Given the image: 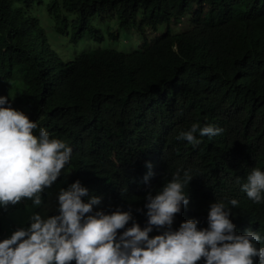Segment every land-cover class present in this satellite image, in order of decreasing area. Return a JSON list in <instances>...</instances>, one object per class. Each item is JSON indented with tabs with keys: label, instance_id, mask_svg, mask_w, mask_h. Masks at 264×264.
Masks as SVG:
<instances>
[{
	"label": "trees",
	"instance_id": "obj_1",
	"mask_svg": "<svg viewBox=\"0 0 264 264\" xmlns=\"http://www.w3.org/2000/svg\"><path fill=\"white\" fill-rule=\"evenodd\" d=\"M131 3L138 24L129 23ZM217 9L214 0H0V95L51 135L87 149L93 162L104 144L132 161L159 162L165 180L177 168L189 169L188 194L213 170L229 172L230 154L236 176L244 177L252 167L264 169V33L261 42L245 47L218 26ZM110 11L122 27L142 30L188 18L187 30H174L172 40L144 39L141 52L106 50L102 38L94 39L99 48L80 52L76 44L84 47L82 38L95 33L97 20ZM53 47L59 51L54 55ZM63 54L69 56L62 60ZM150 78L161 81L140 85ZM193 122L223 131L200 137L195 147L177 141V132ZM92 172L97 179L111 177L104 165L91 166L88 181ZM231 211L242 228L252 226L250 207L238 203ZM254 214L264 215V202Z\"/></svg>",
	"mask_w": 264,
	"mask_h": 264
},
{
	"label": "clouds",
	"instance_id": "obj_2",
	"mask_svg": "<svg viewBox=\"0 0 264 264\" xmlns=\"http://www.w3.org/2000/svg\"><path fill=\"white\" fill-rule=\"evenodd\" d=\"M214 1L218 9L213 18L225 33L237 36L245 47L263 40L264 17L259 21L257 15L264 12V0H247L236 10L230 7L238 0ZM137 12L131 3L129 23L142 22ZM187 19L138 30L122 27L115 11H110L97 20L101 24L95 33L82 38L85 46L75 47L80 52L86 46L97 49L94 39L102 38L106 50L124 54L132 47L141 52L144 39L172 40L174 30L186 31ZM177 49L174 42L172 50ZM51 51L58 53L54 47ZM63 55L62 60L69 56ZM156 81L161 79L140 85ZM49 131L13 108L8 95H0V211L13 209L14 218H27L19 226L14 221L0 226V264H264V215L254 214L255 205L264 202L263 168L252 167L244 177L236 176V161L229 153L233 160L229 172L213 170L211 177L191 185L188 194L193 178L189 169L177 168L165 180L159 162L132 161L125 151L104 144L103 152L97 146L93 162L87 149ZM222 131L193 122L175 139L195 147L200 137ZM101 165L111 177L97 179L92 172L88 181L91 166ZM47 190L54 201L45 206L48 215L33 211L27 217L24 209H41L42 197L50 195ZM238 203L251 208L250 228H242L232 216Z\"/></svg>",
	"mask_w": 264,
	"mask_h": 264
},
{
	"label": "rangeland",
	"instance_id": "obj_3",
	"mask_svg": "<svg viewBox=\"0 0 264 264\" xmlns=\"http://www.w3.org/2000/svg\"><path fill=\"white\" fill-rule=\"evenodd\" d=\"M184 22H186V20H184ZM59 52V51H58ZM48 192H50V190H47ZM42 199H43V204H44V206L41 208V209H38V210H36V209H33V210H30L28 207H26L25 209H24V213H25V215L28 217V215L31 213V212H33V211H35V212H39V213H41V214H47L48 215V212H47V210L45 209V206L46 207H49V206H52L53 204H54V201H53V196H52V194H51V192H50V195H44L43 197H42ZM13 214H15L16 215V212L12 209L11 211H8V212H1L0 211V221H1V223L4 225V226H8V224H9V222L10 221H14V225L15 226H19V225H21V224H23V223H26V221H27V218H26V220L25 221H23V215H17V217L16 218H14L13 217Z\"/></svg>",
	"mask_w": 264,
	"mask_h": 264
}]
</instances>
